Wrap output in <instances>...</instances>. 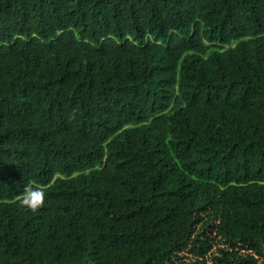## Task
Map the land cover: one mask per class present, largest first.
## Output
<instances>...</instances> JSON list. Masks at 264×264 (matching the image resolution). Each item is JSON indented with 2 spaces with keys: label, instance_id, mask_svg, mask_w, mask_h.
I'll return each instance as SVG.
<instances>
[{
  "label": "trees",
  "instance_id": "obj_1",
  "mask_svg": "<svg viewBox=\"0 0 264 264\" xmlns=\"http://www.w3.org/2000/svg\"><path fill=\"white\" fill-rule=\"evenodd\" d=\"M218 238L262 264L264 0H0V264H191Z\"/></svg>",
  "mask_w": 264,
  "mask_h": 264
},
{
  "label": "rangeland",
  "instance_id": "obj_2",
  "mask_svg": "<svg viewBox=\"0 0 264 264\" xmlns=\"http://www.w3.org/2000/svg\"><path fill=\"white\" fill-rule=\"evenodd\" d=\"M221 249H231L230 243L226 242L223 238H218L214 241L212 247L205 254H202V248L196 243L182 251L184 255L182 259L191 264H203L198 261H205V264H221L217 259V257L222 255ZM242 251L245 252L244 250ZM260 263L264 264V254L260 257Z\"/></svg>",
  "mask_w": 264,
  "mask_h": 264
},
{
  "label": "clouds",
  "instance_id": "obj_3",
  "mask_svg": "<svg viewBox=\"0 0 264 264\" xmlns=\"http://www.w3.org/2000/svg\"><path fill=\"white\" fill-rule=\"evenodd\" d=\"M45 192L41 188H25L20 200V204L27 210H37L45 202Z\"/></svg>",
  "mask_w": 264,
  "mask_h": 264
}]
</instances>
